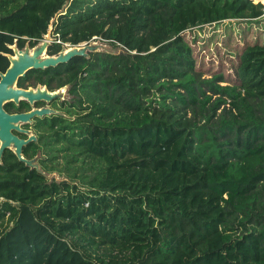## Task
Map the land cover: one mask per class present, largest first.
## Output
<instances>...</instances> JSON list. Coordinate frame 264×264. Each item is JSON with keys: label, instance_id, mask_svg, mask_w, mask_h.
Returning a JSON list of instances; mask_svg holds the SVG:
<instances>
[{"label": "trees", "instance_id": "16d2710c", "mask_svg": "<svg viewBox=\"0 0 264 264\" xmlns=\"http://www.w3.org/2000/svg\"><path fill=\"white\" fill-rule=\"evenodd\" d=\"M262 3L0 0L1 71L8 45L41 40L54 18L63 43L129 52L49 69H66L63 85L81 75L72 93L87 106L49 147L48 172L67 181L4 184L0 264H264V43L240 51L224 85L185 37L260 21Z\"/></svg>", "mask_w": 264, "mask_h": 264}, {"label": "flooded vegetation", "instance_id": "af4514ba", "mask_svg": "<svg viewBox=\"0 0 264 264\" xmlns=\"http://www.w3.org/2000/svg\"><path fill=\"white\" fill-rule=\"evenodd\" d=\"M53 38L54 42L51 43L47 51L49 56L59 55L64 47H74L71 44L61 42L54 35V32ZM25 40L26 42L23 47H20L19 41L16 40L12 45H8L10 52L1 53L6 57L9 65L4 71L0 70V75L6 73L11 65L9 59L7 58V55L14 56V51L11 50V47L16 45L19 50H24L25 47L29 45L31 49H34L40 42L43 41V37L37 42L27 38H25ZM54 49H57L56 53H54V55H50V51H55ZM70 62L62 65H67ZM59 66L56 68H59ZM65 70L66 69H60V71L57 72H53L49 69L31 70L27 72L25 77L18 80L17 88L24 91H36L40 88L41 90H47L50 93L63 92L64 94H67L66 99L58 98L51 102L36 101L33 104L27 100L21 99L19 103L10 101L4 105V110L9 116H24L36 110L46 108L53 110L55 114L49 116H35L29 118L28 120H19L12 123L13 127L10 128L8 132L14 138L23 143L21 146L22 157L26 161L34 162V167H28L25 162L20 161L12 148H6L2 152L0 159V207L7 201V199L1 195L5 183L6 191H9L8 189L11 187L14 188V184L16 183H26L27 185L35 187L40 191H46V176L40 173L39 170L44 173L59 174L58 172H48L50 163V144L52 141H57V137L55 136L57 132H61L63 134V128L68 126V124H74L79 117L78 113L82 112V108H86L87 106V103H84L83 107L79 109L77 107L78 104H76L75 95L72 93L73 84H76L81 80V75L77 76L75 74H68V79L71 83L63 85L66 81L63 78ZM1 133L2 126L0 123V151L3 146ZM52 136L54 139L51 138Z\"/></svg>", "mask_w": 264, "mask_h": 264}, {"label": "water", "instance_id": "95a60500", "mask_svg": "<svg viewBox=\"0 0 264 264\" xmlns=\"http://www.w3.org/2000/svg\"><path fill=\"white\" fill-rule=\"evenodd\" d=\"M55 22L56 18L51 20L47 33L43 36V41L40 42L34 49H31L29 45H27L24 50H19L15 45L11 47V50L14 51V56L7 55L11 65L6 73L0 75V123L2 126L1 134L3 142L2 150L0 151V159L2 152L6 148H12L20 161L25 162L28 167H34V162L26 161L22 157L21 146L23 143L14 138L8 130L13 127L12 123L16 121L28 120L29 118L35 116H49L55 114L53 110L46 108L36 110L24 116H9L4 110V105L6 103L10 101L19 103L21 99H24L33 104L36 101L51 102L58 98H67L63 92L50 93L47 90H41L40 88L36 91H24L18 89V80L25 77L27 72L31 70L56 68L59 65L70 62L74 58L90 59L91 54L106 53L117 56L126 52L123 48L114 49L112 46L101 40H95L80 46L70 48L64 47L59 55L49 56L47 51L51 43L54 42L53 32ZM39 172L46 176L49 183L55 181L60 184L67 181L66 178H60L61 176L57 173H44L41 170H39Z\"/></svg>", "mask_w": 264, "mask_h": 264}, {"label": "rangeland", "instance_id": "374dc122", "mask_svg": "<svg viewBox=\"0 0 264 264\" xmlns=\"http://www.w3.org/2000/svg\"><path fill=\"white\" fill-rule=\"evenodd\" d=\"M185 37L187 40L194 42L192 43V50L194 55L197 56V60H195L202 65L199 72L203 73L206 78L214 74L224 73L227 82L224 85H232L236 83L233 67L240 51L248 44L264 43V18L253 23L240 20L226 21L222 22L217 30L209 27L197 28L186 32ZM171 47L172 44L168 43V49ZM168 49H165L164 52ZM157 50L159 49H153L149 53ZM125 51L129 55V52ZM125 53L123 52V54ZM131 54L133 56L137 55L136 52ZM152 66L157 73L162 72L159 65L152 63ZM142 77L144 75H141L139 79ZM65 95L67 96V94ZM60 178L64 177L61 176Z\"/></svg>", "mask_w": 264, "mask_h": 264}, {"label": "built area", "instance_id": "2783aa9c", "mask_svg": "<svg viewBox=\"0 0 264 264\" xmlns=\"http://www.w3.org/2000/svg\"><path fill=\"white\" fill-rule=\"evenodd\" d=\"M261 5L264 7V3H262ZM263 12H264V9H263ZM263 17H264V15H263Z\"/></svg>", "mask_w": 264, "mask_h": 264}, {"label": "bare ground", "instance_id": "6f19581e", "mask_svg": "<svg viewBox=\"0 0 264 264\" xmlns=\"http://www.w3.org/2000/svg\"><path fill=\"white\" fill-rule=\"evenodd\" d=\"M68 48H70V47H68Z\"/></svg>", "mask_w": 264, "mask_h": 264}]
</instances>
